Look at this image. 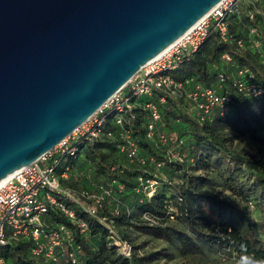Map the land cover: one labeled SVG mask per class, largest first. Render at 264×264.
Here are the masks:
<instances>
[{
  "label": "water",
  "instance_id": "1",
  "mask_svg": "<svg viewBox=\"0 0 264 264\" xmlns=\"http://www.w3.org/2000/svg\"><path fill=\"white\" fill-rule=\"evenodd\" d=\"M222 0H0V183L96 114Z\"/></svg>",
  "mask_w": 264,
  "mask_h": 264
},
{
  "label": "trees",
  "instance_id": "2",
  "mask_svg": "<svg viewBox=\"0 0 264 264\" xmlns=\"http://www.w3.org/2000/svg\"><path fill=\"white\" fill-rule=\"evenodd\" d=\"M245 9L243 17L234 14L232 19L235 24L230 22V18L228 19L230 41L224 42L217 32H212L199 50L172 72L173 78L178 82L192 79L195 83L213 87L220 93L229 92L232 95L231 112L222 115L216 111L211 120L200 123L191 112L190 104L183 98L168 99L166 104L160 105L162 117L171 108L179 110L183 114L181 117L187 125L188 134L180 137L186 142L185 148L188 150L191 148V152L188 154L198 155L200 158L193 166L207 167L203 149L216 151L220 155L222 162L227 164L226 169L222 172V184L220 185L236 197L239 203L230 202L227 198H220L218 195L205 193L192 179L185 180V183L180 186L164 175L169 166H185L190 163L171 162L161 169L159 174L163 178V183L152 198L138 193L136 188L139 177L153 175L155 168L153 166L144 167L136 162L137 168L131 170L122 164V159L129 160L120 152L121 141L118 136V128L112 124L110 117L106 125L115 131L113 139H106L94 145L80 143L77 145L79 151L75 156L68 155L62 158L67 162L64 164L65 166L60 165L59 171L65 167H71L83 154L88 162L96 165L98 174L105 177L107 180L105 184L111 185L114 194L107 200V207L110 201H115L117 204L114 209H118L120 215L115 217V225L123 240L132 244L126 233L120 230L121 226L132 225L141 233L163 239L170 244H178L179 250L184 256L203 254V245H205L239 262H245L248 257L264 259V171L260 170L254 156L229 152L221 147V142L217 139L218 130L231 129L236 132L250 133L252 138L262 141L253 132L251 123L258 122L264 128V93L259 97L246 96L239 93L233 86L234 81L238 78L237 69L247 67L254 72L256 79L264 88V22L260 15L251 20L248 15L250 9L248 7ZM242 26L245 27V35L240 32ZM252 26L260 29L263 44L260 50L254 48L249 42ZM239 40L244 42V46H239ZM250 45L253 49L248 48ZM225 53H229L233 57L231 63L222 61V55ZM220 72L226 76V81L223 83L218 80ZM156 99L157 96L154 100ZM145 102L146 99L141 100V104ZM136 112L137 119L134 121L132 135L139 145L140 156H154L161 160L164 157L162 148L153 149V145L147 142L150 141L146 136L147 126L151 119L149 111L142 105L136 109ZM144 124L145 128L142 130ZM141 146L149 149L148 155L141 154ZM115 154L117 157H114ZM206 171L208 170L206 169ZM114 180L117 184H112ZM63 183L67 186L65 180ZM119 183L125 186L122 192L119 191ZM131 200L140 211L139 222L133 220L131 208L126 204ZM170 208L176 210L172 214L174 218L168 214ZM146 212L156 216L159 224L151 225L144 221L142 215ZM77 214L89 226L87 235L82 236L77 233L76 236L77 243L83 250L79 264H144L143 259L135 253L133 244V256L129 258L122 255L117 247L112 246L111 240L108 238V229L97 218L91 217L79 209H77ZM109 214L110 212L106 208L99 215ZM204 214L208 215V220L211 223H215L209 234H205L199 228V221L206 219ZM170 219L181 220L188 226L189 231L172 228L167 224ZM46 222L48 227H54L58 223L71 225L63 215L55 211L50 212L46 217ZM96 237L101 239L98 249L89 242V238ZM31 246L32 242L28 238L14 239L0 249V256L4 258L5 262L11 261L14 264H44L31 255Z\"/></svg>",
  "mask_w": 264,
  "mask_h": 264
},
{
  "label": "built area",
  "instance_id": "3",
  "mask_svg": "<svg viewBox=\"0 0 264 264\" xmlns=\"http://www.w3.org/2000/svg\"><path fill=\"white\" fill-rule=\"evenodd\" d=\"M238 2L239 0H222L182 40L162 56L143 66L107 104L70 136L36 162L16 171L0 186V249L11 240L28 238L32 242L31 255L44 264H79L83 250L77 243L76 236L77 233L85 236L89 230L87 222L77 214L79 209L97 218L108 229L112 246L117 247L122 255L129 258L133 256V245L122 239L115 225V217L120 215V211L114 209L109 215H99L106 210L107 200L113 197L111 185L101 184L95 191L66 187L63 180L69 178L70 167L59 171L61 160L64 156H75L80 143L94 145L113 139L115 131L106 125L110 117L112 124L118 128L120 152L130 162L155 168L153 175L139 177L136 188L138 193L147 198H152L161 187L163 178L159 171L168 163L196 164L199 156L189 155L184 151L186 142L182 137L175 132H157V126L162 121L160 105L166 104L168 99L183 98L190 104L191 112L200 123L211 120L216 111L222 115L231 112L232 95L229 92L220 93L217 89L195 83L192 79L178 82L173 78L172 72L188 61L212 32H217L224 42L231 40L228 19L235 12ZM248 15L251 20L260 15L264 22V10H250ZM249 42L257 50L262 48L258 27L250 28ZM238 44L244 46L242 40ZM221 59L225 63L233 61L229 53L223 54ZM237 77L233 86L239 93L252 97H259L264 93L262 84L249 68H238ZM218 80L221 83L226 81L223 72L218 74ZM156 96L157 99L154 100ZM143 97H146V102L141 104ZM142 105L151 117L146 136L150 140L157 138L164 156L161 160L154 156H140L139 146L133 138L136 109ZM112 184L117 182L114 180ZM118 188L122 192L125 186L119 183ZM51 211L63 215L71 225L58 223L54 227H48L46 217ZM175 211L170 208L168 214L171 218H174L172 214ZM142 219L151 225L159 224L158 218L147 212L143 213ZM3 263L5 260L0 256V264Z\"/></svg>",
  "mask_w": 264,
  "mask_h": 264
},
{
  "label": "rangeland",
  "instance_id": "4",
  "mask_svg": "<svg viewBox=\"0 0 264 264\" xmlns=\"http://www.w3.org/2000/svg\"><path fill=\"white\" fill-rule=\"evenodd\" d=\"M250 10H264V0H239L235 12L230 16V22L233 23L234 14L239 17L244 16L245 8ZM243 31V32H242ZM240 32L245 35V27L240 28ZM250 49L251 45L248 47ZM233 68V67H231ZM142 99H146L143 97ZM183 114L179 110H173L165 112L162 117V121L157 126L158 133H166L168 131H174L179 136H187V125L182 120ZM149 119V117H147ZM251 127L255 135L262 139V141L252 138L250 133L236 132L231 129H220L217 131V139L221 142V147H224L227 151L232 153H240L242 155L254 156L258 162L260 170L264 171V128L258 122H252ZM145 128V124L142 126V130ZM143 135V134H142ZM117 136V133H116ZM147 141V140H146ZM148 143L153 145V149H160V145L157 142V138L148 140ZM146 142V143H147ZM151 145V146H152ZM139 146V145H138ZM141 154L148 155L149 149L141 146ZM186 153L191 152V148H184ZM205 157L207 159V167L198 168L191 164L185 166L172 165L165 171L164 175L170 180L175 182L176 185H183L185 180H194L205 193L218 195L220 198H227L230 202L239 203V200L232 196L222 184V172L226 169L227 164L222 162L220 155L216 151H208L203 149ZM117 157V154L114 155ZM78 163H73L70 167L69 178L72 179L74 190L91 189L95 191L99 185L107 183L105 177L98 174L96 165L86 160V157H79ZM67 160H61V164H64ZM122 164L131 170L137 168L136 162H129L122 159ZM206 169L208 171H206ZM73 175V176H72ZM70 179V180H71ZM69 187V186H68ZM72 188V187H70ZM96 188V189H95ZM131 196V195H129ZM127 206L131 208V214L135 222L140 221V211L134 206L133 201H127ZM115 201H110L108 204V211L111 212L116 207ZM205 220L199 221V228L205 233L209 234L215 223H211L208 220V215L204 214ZM210 222V223H209ZM172 228L189 231L188 226L182 223L181 220L170 219L167 223ZM121 231L126 233L127 238L131 240L135 247V253L139 258L143 259L144 264H244L237 260L231 259L228 256H224L216 249L209 248L203 245L204 253L201 255H188L181 254L178 244H170L163 239L156 238L154 236L146 235L138 231L134 226H121ZM90 244L99 248L101 245V239L89 238ZM3 264H14L13 262H5Z\"/></svg>",
  "mask_w": 264,
  "mask_h": 264
},
{
  "label": "clouds",
  "instance_id": "5",
  "mask_svg": "<svg viewBox=\"0 0 264 264\" xmlns=\"http://www.w3.org/2000/svg\"><path fill=\"white\" fill-rule=\"evenodd\" d=\"M244 264H264V259H256L254 257H248L245 259Z\"/></svg>",
  "mask_w": 264,
  "mask_h": 264
},
{
  "label": "bare ground",
  "instance_id": "6",
  "mask_svg": "<svg viewBox=\"0 0 264 264\" xmlns=\"http://www.w3.org/2000/svg\"><path fill=\"white\" fill-rule=\"evenodd\" d=\"M210 13H211V12H210ZM210 13H208L204 18H206ZM204 18H203V19H204ZM183 37H184V35H183L178 41H176L174 44H176L177 42H179L180 40H182ZM174 44H173V45H174ZM173 45H171L169 48H171ZM169 48H168V49H169ZM168 49H166V50H168ZM166 50H165V51H166ZM165 51H164V52H165ZM164 52H163L162 54H164ZM162 54L159 55L158 57L162 56ZM12 176H13V174L10 175V176H9L8 178H6L5 180H3V181L0 183V186L3 185V184H4L8 179H10Z\"/></svg>",
  "mask_w": 264,
  "mask_h": 264
},
{
  "label": "crops",
  "instance_id": "7",
  "mask_svg": "<svg viewBox=\"0 0 264 264\" xmlns=\"http://www.w3.org/2000/svg\"><path fill=\"white\" fill-rule=\"evenodd\" d=\"M75 163H78V160H76L75 161ZM73 176V175H72ZM71 178H68V179H65V181L67 182V186L66 187H72V188H74V185L72 184V179L70 180ZM64 181V180H63ZM64 184V183H63ZM96 188H98V187H96ZM95 188V189H96Z\"/></svg>",
  "mask_w": 264,
  "mask_h": 264
}]
</instances>
